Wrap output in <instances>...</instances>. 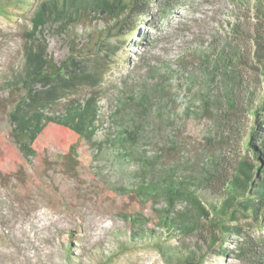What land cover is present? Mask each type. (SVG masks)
I'll return each mask as SVG.
<instances>
[{"label": "trees", "instance_id": "16d2710c", "mask_svg": "<svg viewBox=\"0 0 264 264\" xmlns=\"http://www.w3.org/2000/svg\"><path fill=\"white\" fill-rule=\"evenodd\" d=\"M0 1L4 14L7 3ZM178 2L32 3L26 34L31 43L20 68L2 75L1 86L23 91L24 97L9 114L16 142L8 145L0 137V163L41 161L52 146L70 161L86 160L89 147L98 155L105 151L109 159L136 166L131 176L137 181L128 193L163 203L159 208L150 205L151 216L125 215L140 224L132 239L153 242L168 264H202L209 254H226L222 249L226 242L234 244L232 253L238 260L264 264V245L245 237L241 224L251 220L264 225V0H232L233 7L244 8L252 20L244 29L241 15L231 12L238 21L229 24V34L234 40H250L253 48L248 53L213 37L206 45L187 46L161 62L146 54L137 58L113 86L115 95H108L115 106L107 117L112 125L102 137L97 135L104 115L99 104L102 73L87 71L73 59L57 65L46 44H32L49 22H57L68 33L79 21L95 19L112 23L107 34L129 38L153 16V8L164 16ZM17 3L31 5L29 0L10 4ZM77 84L91 92L80 100L69 99L66 93L72 95ZM65 95L69 102L58 107ZM181 99L186 104L177 112ZM182 117L208 121L199 157L181 155L177 140L166 134L176 133ZM178 155L177 163H164L167 156ZM163 235L175 243L161 245Z\"/></svg>", "mask_w": 264, "mask_h": 264}, {"label": "rangeland", "instance_id": "374dc122", "mask_svg": "<svg viewBox=\"0 0 264 264\" xmlns=\"http://www.w3.org/2000/svg\"><path fill=\"white\" fill-rule=\"evenodd\" d=\"M12 1L3 0L7 4L4 14H0V137L13 146L16 141L9 114L24 92L3 88L1 80L3 74L22 64L25 47L31 43L26 34L37 0H29L31 5L26 7L10 4ZM178 3L164 16L153 8V16L141 22L129 38L107 34L112 23L98 19L79 21L68 33L61 31L57 22H49L43 32L35 34L32 44H46L47 54L57 65L73 59L87 71L102 73L99 104L104 115L98 137L112 125L107 117L115 105L108 95H115L113 86L119 85L118 80L140 56L151 55L161 62L177 56L187 46L199 42L206 45L213 37L246 53L253 48L250 40H234L229 34V24L238 21L231 12L241 15L244 29L252 23L247 18L249 12L234 8L232 0ZM90 92L85 85L77 84L72 95L66 94L69 99L80 100ZM68 96H63L65 102L58 107L67 105ZM179 103L177 112L186 101L181 99ZM176 125V133L166 134L177 140V150L192 159L199 157L205 147L202 137L208 121L182 117ZM87 151L86 160L70 161L52 146L43 152L41 161L31 158L0 163V264H168L153 242L132 239L140 224L125 217L131 212L151 216L154 210L150 205L159 208L162 201L155 204L128 193L137 181L131 176L136 166L109 159L105 151L99 155L90 147ZM178 158L167 156L164 163L175 164ZM241 224L245 237L264 245V225L251 220ZM159 242L175 243L165 235ZM222 249H227L226 254H209L202 264H258L238 260L232 253L236 249L232 242H226Z\"/></svg>", "mask_w": 264, "mask_h": 264}]
</instances>
